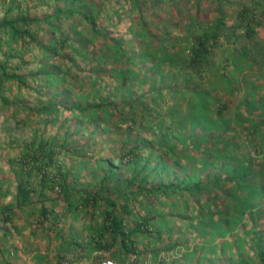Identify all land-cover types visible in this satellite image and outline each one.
<instances>
[{"label": "rangeland", "instance_id": "rangeland-1", "mask_svg": "<svg viewBox=\"0 0 264 264\" xmlns=\"http://www.w3.org/2000/svg\"><path fill=\"white\" fill-rule=\"evenodd\" d=\"M79 6L93 23L79 13L60 16V33L70 36L66 43L72 47L62 49L67 57L46 62L44 51L26 37L24 45L20 40L7 46V35L0 34L2 49L11 54L10 68L29 74L46 62L63 77L46 84L29 75L26 85L0 86V264H259L264 252V0H0V20L25 12L43 18L56 7ZM219 12L226 28L210 60L189 67L191 42L210 30ZM30 28L44 43L52 35L60 38L44 22ZM82 36L87 45L81 44ZM53 101L61 102L57 112L45 111ZM75 103L103 107L83 112ZM35 133L54 138L53 162L45 166L50 186L42 194L37 191L25 209H13L12 221H4L1 210L13 199L17 178L24 179L23 170L33 166L24 164L28 159L21 152ZM133 160L137 169L152 171L148 184L194 176L202 189L197 195L179 190L172 211L187 215H174L170 227L160 232L150 226L149 233L137 237L134 253H120L118 244L91 249L86 225L100 220V210L94 217L90 208L73 215L65 209L59 182L66 181L76 196L77 190L97 188L127 196L135 190L123 180L130 177ZM107 162L119 167V182L102 183ZM228 167L238 175L222 179L221 187L236 190V204L241 205L237 196L249 198L260 214L224 210L216 221H208L201 206L222 211L219 204L227 198L216 178ZM39 178H28L35 189ZM144 196L142 205L140 197L131 196L130 210L150 216L161 209L169 213L160 203L163 196ZM149 201L157 210L147 209ZM232 214L240 221L218 225ZM125 224L133 222L126 217Z\"/></svg>", "mask_w": 264, "mask_h": 264}, {"label": "trees", "instance_id": "trees-1", "mask_svg": "<svg viewBox=\"0 0 264 264\" xmlns=\"http://www.w3.org/2000/svg\"><path fill=\"white\" fill-rule=\"evenodd\" d=\"M74 3L76 0H64V2ZM136 4L138 0H135ZM156 1V0H153ZM139 3V2H138ZM83 6V5H81ZM81 7L79 6V9ZM78 8H69L67 10L56 7L51 14H46L43 18H37L34 16H31L27 12L24 14H16L13 17H6L4 16L0 20V34L5 33L8 37V41L6 42L7 46H11L12 43L17 45L19 41H23L24 45V38L26 37L30 42L35 43V45L44 51V58L48 62L49 60H52L55 56L61 55L64 57H67V52H62V49L70 44H67V40L70 38L68 35H61L60 33V26L59 24V18L60 16L65 15H72L79 13L81 17H83L85 20H87L90 24H92L93 19H90L87 12L83 10H79ZM40 22H44L46 24V27L51 31V33L58 32L60 34V38L58 41L55 39V37L52 35L50 38V41L48 43L42 42V40L38 39L37 36L31 31V24L36 23L39 24ZM225 24L223 21V14L219 12V16L215 20V24L209 29H205L200 33L199 35L194 37V41L191 42V46L188 50L187 55V64L189 67L200 68V66H203L205 63H207L210 60V53L213 47L217 45V38L220 33H223L225 31ZM250 32H252L253 28L246 27V29ZM92 31L95 33L100 32L98 30H94L92 28ZM79 33V32H78ZM75 32V34H78ZM86 39L84 36L81 38V44L87 45L88 41H85ZM2 38L0 36V42ZM211 41V42H209ZM72 47H70L71 49ZM73 51V50H72ZM83 50L79 51L81 54ZM0 52L4 56L6 60L0 61V86H2L4 83L7 82H15L19 86L26 85V77H29V75L33 78L42 79L46 84L50 83L52 80V77L57 78V80L63 81V77H61V74L58 73L57 68L53 64H45L40 70H37L34 73L29 74H23L18 72L16 68H10L8 65L7 59L11 56V54L5 52L2 49V45L0 43ZM66 55V56H65ZM71 64L74 63V60L70 58L68 60ZM62 73H68V70H60ZM119 72H116L115 75H118ZM41 76H45L44 78H41ZM122 80H126V76H122ZM79 82V81H78ZM80 84V83H79ZM64 95L65 98L69 97V91L64 89ZM61 102L59 101H53L44 107L45 111L49 113H55L58 110V107ZM76 107L80 108L83 112L90 108L93 110V108L96 106H102V104H87L84 106H80L78 103L74 104ZM103 107V106H102ZM44 111V110H42ZM54 138L53 137H46L43 134L37 136V134H34V137L30 139L29 142L25 143L22 146V152L21 156L22 159H28L25 161L24 164L31 163L33 166H29L26 169H24V175L25 178L18 177L16 180V189L15 193L13 195V199L4 206V208L1 210L2 213H5V220L4 221H12L13 216H11V212H14L13 209L21 211L23 208L25 209L27 206H29L32 203V199L35 196V193L38 191L39 194H42L47 187H49V175L46 172L45 166L51 164L53 162V147H54ZM137 148L134 147L130 151L134 155V151ZM138 157V154L137 156ZM134 159V158H133ZM130 162L131 164V175L128 178H123V180L126 181V188H134L135 190L132 191L133 193L128 194L125 196L122 192H117L115 195L110 194H104V191L101 192L100 189H96L93 191H89L87 189H80L76 192L79 193L78 196L75 195V192L72 191V187H70L69 184L65 182H59V187H61V199L63 200L65 204V209L72 212L73 215H77L78 212H80V209H83L87 213H89L88 208H90V212L92 216L94 217V214L99 209L100 210V220L96 221H90L88 222V225H86V229L90 231V239L89 243L93 241L91 249L96 248H104L108 247V245H116L118 244L119 252L123 253V250L128 253H134V250L136 248V245L139 241L137 237L143 232L149 233L148 228L152 226L153 230H159V232L166 228L170 227L171 223L173 222V216L183 217L187 215V212L185 211H178L173 212V210H177L176 204L178 203L175 196H177L179 190L191 193V194H198L202 189L201 182H198L195 180L194 176H187L186 178L181 179L178 183L177 181H171L166 184L158 183L157 185L153 184V182H149V177H152V171L148 170L147 167L142 166L140 169H137L134 166V162ZM27 162V163H26ZM22 164V162L20 163ZM119 167H115L109 162L106 163V168L103 171V177H102V183L104 182H111L115 179L119 182L121 180V177L118 173ZM227 170H224L225 175L221 174V178L218 176L216 179L220 186L218 189H223L222 194L225 195L227 200H225L221 205L219 209H222V211L218 210H210L208 205L201 206L203 210L206 211V213H209V219L208 221H216L218 214H224V210H236L240 208L241 213L248 212L249 215H252L253 213L258 216L260 214L259 209H255L254 204L249 203V198H241L240 196H237L239 199V205L234 202V191L232 188H225L221 187V181L224 180H232L233 178L237 177L238 171L232 170L231 167L225 168ZM37 174L40 175L39 181H38V188L32 187L30 181L28 178L33 175ZM175 178H179L178 175ZM148 185V186H147ZM182 187V188H181ZM104 190V189H103ZM36 194V195H39ZM122 196H121V195ZM215 197L217 195L212 193ZM145 195V196H144ZM121 202H120V199ZM131 196H138L139 204L142 205V196L144 197H157L159 199L160 196H163L164 199L161 200V205H166L168 207L169 213H166L164 209L160 210L159 215H155L152 213L150 216L149 213L145 212V214L140 215L139 211L133 212L130 210V207L128 205V201H130ZM197 198V196H196ZM195 198V199H196ZM171 199V200H170ZM217 199V198H215ZM214 199V200H215ZM118 201V202H116ZM184 203V201L182 200ZM118 204V205H116ZM184 205V204H183ZM118 206L121 210V215L118 214L117 208ZM148 206L147 209H149L151 212L154 210H157L155 205L149 201V203L146 205ZM212 207V205H211ZM255 210V212H254ZM147 211V210H146ZM41 212L44 216H46L47 208L42 205L41 206ZM226 213V212H225ZM138 214V218L135 216ZM233 217L227 219V220H221V222L218 224L219 226L225 222L228 224L230 223H236L239 222L241 217L237 216V214H232ZM129 217V219L132 220L133 224L132 226H127L125 224V218ZM92 219V218H91ZM229 220L231 221L229 223ZM189 222V219H188ZM255 223V222H254ZM229 227V226H228ZM226 229V228H224ZM226 233V232H225ZM225 235V234H223ZM137 239H136V238ZM215 236H211L210 239H214ZM109 239V241L107 240ZM260 241V239H259ZM257 242V245L260 246V242ZM261 254V261L259 264H264V252L260 251ZM120 260V259H119ZM241 263H245L244 261Z\"/></svg>", "mask_w": 264, "mask_h": 264}, {"label": "built area", "instance_id": "built-area-1", "mask_svg": "<svg viewBox=\"0 0 264 264\" xmlns=\"http://www.w3.org/2000/svg\"><path fill=\"white\" fill-rule=\"evenodd\" d=\"M108 264H116V263L109 262Z\"/></svg>", "mask_w": 264, "mask_h": 264}, {"label": "crops", "instance_id": "crops-1", "mask_svg": "<svg viewBox=\"0 0 264 264\" xmlns=\"http://www.w3.org/2000/svg\"><path fill=\"white\" fill-rule=\"evenodd\" d=\"M252 100H254V99H252ZM249 123H251V122H249ZM261 123V122H260ZM237 156H239V155H237ZM236 169V168H235Z\"/></svg>", "mask_w": 264, "mask_h": 264}]
</instances>
